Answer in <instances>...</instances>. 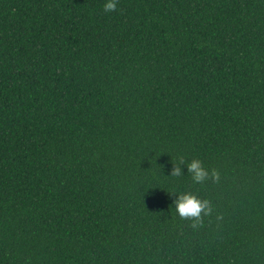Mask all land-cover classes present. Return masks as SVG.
Masks as SVG:
<instances>
[{"label":"trees","instance_id":"16d2710c","mask_svg":"<svg viewBox=\"0 0 264 264\" xmlns=\"http://www.w3.org/2000/svg\"><path fill=\"white\" fill-rule=\"evenodd\" d=\"M105 3L0 0V264H264V0Z\"/></svg>","mask_w":264,"mask_h":264},{"label":"clouds","instance_id":"9594fccd","mask_svg":"<svg viewBox=\"0 0 264 264\" xmlns=\"http://www.w3.org/2000/svg\"><path fill=\"white\" fill-rule=\"evenodd\" d=\"M117 0H106L104 4L105 12H112L116 9ZM181 165H184L187 168V173L191 175V178L194 183L201 184L206 181L209 176L213 180H217L218 174L216 172H212L211 174L207 169H205L202 165V162L198 159H194L191 163L185 165V162L181 159ZM183 175L182 168L174 166L171 171V176H181ZM175 199L173 201L174 210L176 214H178L181 218H195L199 220L201 217V213L207 215L210 212L208 208L207 201H201L197 196L191 193H184L175 195Z\"/></svg>","mask_w":264,"mask_h":264}]
</instances>
